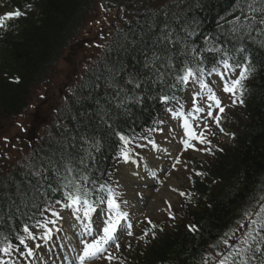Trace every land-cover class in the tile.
Listing matches in <instances>:
<instances>
[{
  "label": "trees",
  "instance_id": "obj_1",
  "mask_svg": "<svg viewBox=\"0 0 264 264\" xmlns=\"http://www.w3.org/2000/svg\"><path fill=\"white\" fill-rule=\"evenodd\" d=\"M235 1L175 0L159 11L142 13L117 32L111 52L106 54L109 59H102L98 67L88 71L80 86L71 92L61 110L62 120L53 126L34 154L32 165L48 171L36 177L31 175L29 163L20 166L8 188L10 195L0 192V227L5 228L8 218L21 220L27 212L28 199L32 209L37 201L34 197L46 194L49 184L56 185L54 169L63 172L66 161L70 160L78 177L87 175L88 186L94 185L99 192L100 184L107 185L105 175L110 172L111 158L123 142L120 134L127 137L144 129L159 112L160 97L175 94L179 85L170 86L176 83L184 62L196 63L191 50L202 55L200 67L207 68L226 58L223 48L245 41L256 74L244 82L243 120L235 130V147L219 152L207 174L208 182L202 178L194 182L200 209L191 211V225L198 230L194 232L183 225L179 231L162 232L146 250L130 252L129 261L203 264L205 256L214 255L217 249L213 245L264 196V26L258 23L262 19L258 14L257 22L247 31H233L234 26L249 23L243 17L220 25L218 20L226 13L224 6ZM95 2L7 0V7L26 15L17 19L20 29L13 26L10 35H5L11 45L4 50L5 64L0 66V114L16 115L25 107L30 87L49 78L51 69L79 32L85 12ZM29 4L31 9L26 7ZM191 22L195 24L190 25ZM184 25L195 34L196 29L202 31L194 43L189 41L191 37L182 36ZM165 36L170 38L164 39ZM209 48L213 51H207ZM154 56L160 59L145 67ZM169 61L174 67L169 66ZM130 78L134 79L133 84L127 83ZM135 82H140L141 87L135 88ZM126 96L131 99L126 101ZM137 97L141 98L139 102ZM6 225L9 229L8 221ZM255 255L257 258L249 264L264 260L261 253Z\"/></svg>",
  "mask_w": 264,
  "mask_h": 264
},
{
  "label": "snow or ice",
  "instance_id": "obj_2",
  "mask_svg": "<svg viewBox=\"0 0 264 264\" xmlns=\"http://www.w3.org/2000/svg\"><path fill=\"white\" fill-rule=\"evenodd\" d=\"M28 9H31L32 5L29 4L26 6ZM251 11L256 12L257 9L252 8L249 5ZM26 12L21 10H16L14 12L6 13L3 16H0V28L6 27V21L12 19H18L22 16H25ZM237 21L240 20L239 17L236 18ZM256 17L251 16L249 18V23L244 24L240 23L239 26H234V32L247 31L251 28L252 23H256ZM260 25H264V18L258 21ZM169 36H165L164 39H169ZM101 45H98L100 47ZM194 54V60L196 63L194 65H190L187 62H184L182 69L180 70L181 74H178L175 77L176 83L172 84L171 88H176L177 85H189V84H198L199 88L207 89L208 95L205 97L207 103L203 106L199 104V88H197L196 93L193 94V107L188 112L185 113L183 111L174 113L175 116L182 118L183 127L186 129V135L190 139L199 140L201 144L211 145L212 141L208 139L206 133H211V124L207 123V121L211 120L219 129V131L225 135H232L234 138V134L226 133L224 128L222 127L221 121L222 116L226 112V107L223 106V102L216 95V92L212 87L209 86L208 83H205L203 79H201V73L203 72V68L200 67V64L203 61L202 55L197 53L196 49L191 50ZM207 51H213V49L209 48ZM219 51V49H216ZM243 51V49H240ZM227 57V53L224 54ZM160 59L159 56H154L152 61L146 62L145 67L149 66V63H153ZM223 69L226 71L218 72V75L221 77V87L223 92L236 97L233 100V104L243 105V94L245 91V81L249 79L252 73L255 71V68L251 65L250 62H231V58L223 59L219 62ZM169 66L174 67L169 61ZM109 73L112 72L111 68H107ZM213 71H217L213 69ZM227 72L235 73L234 76L229 77ZM17 82L18 78H17ZM134 79H128V84H133ZM162 82V81H161ZM110 87H119L115 84H109ZM135 88H140V82H135ZM123 91V89H120ZM239 91V96L237 97V92ZM130 97H125V100H130ZM175 95H162L160 100L164 103H169L172 100H175ZM141 100L140 97L136 98V101L139 102ZM122 104L124 101L121 102ZM190 120L196 121H204L203 124H197L195 127L190 122ZM196 128H200L201 131L197 132ZM23 130V126H21ZM214 135V133H211ZM120 139L124 141L126 144L129 142L128 139L120 134ZM4 142L7 144L8 138L4 137ZM89 143V141H85ZM183 144L187 148H194V145L189 143L188 139L183 140ZM93 147L95 145H92ZM218 151H223L222 148H218ZM203 151L212 153L211 147H206ZM124 158L128 159V154L124 152ZM83 164V159L79 161ZM179 163V161H177ZM29 167L31 170V175L36 177H42V173L48 171V169H36L35 166L32 165L31 161H29ZM56 172V176L59 180V186L53 188L51 184L48 185L49 189L53 193L60 192L61 199L55 200L54 204L63 208L65 210H69L73 215L76 216V219H80V215L82 214L84 217H90L91 213L96 211V204L107 206V212L105 217H103L100 221V224L97 226V235L92 236V228L90 226H86V231L88 232V237H82L79 241L82 246L80 249V253L78 254V259L80 264H85L86 260H94L97 258H106L109 261H113L116 259L115 256L112 255L108 251V248L114 246L117 250L120 248V243L118 239V228L121 224L122 220L127 219L128 214L121 209V203H127V201L118 200L119 193L116 189L107 186L105 184L99 185V191L106 193L104 196H100L99 200L93 199V197L97 194V189L93 185L92 187L88 186L89 177L87 175L77 176V170L71 164L70 160L64 163L63 172L58 169H54ZM198 176H203L204 173H196ZM47 179V177H43ZM176 191V189H174ZM181 196H187L188 193L180 192ZM172 205L168 202V208L171 209ZM44 212L50 213V216L44 220L43 223L37 221V226L41 229H45L43 232L41 239H51L53 231L59 232L60 228H52L49 225H56L58 221L62 220L64 217L62 216L60 211L55 210L53 204H49ZM44 212L41 214L43 215ZM175 215H172V219H175ZM148 224L151 225V229H155L156 225L152 223L151 220L148 221ZM132 225L129 224L126 230V234L128 236H132L131 232ZM189 229L191 231H197L198 229L195 226L189 225ZM161 231L163 229H160ZM23 231L26 233L25 236H20L17 234V239L19 240L20 245H26L27 240L36 239L34 230L31 229L27 224L23 225ZM149 229H146L144 234L139 237V239L144 240L145 237L149 234ZM152 236L155 238V231H152ZM90 237V238H89ZM221 246L223 249L221 250ZM36 248L40 247V244L35 245ZM129 249L131 245H128ZM215 251L214 255L205 256L203 259V264H249L250 260H255L256 253H261L264 255V196L260 197L257 201V205L254 206V210L245 211L239 221H237V225L235 228L230 229L228 233L224 234V237L216 244L213 245ZM19 246L13 244V242L7 237L4 236L2 240H0V253L4 256L11 257L14 252H19ZM106 254V255H102ZM28 255H33V250L31 248L28 249ZM0 264H5V261L0 258ZM261 264H264V260H261Z\"/></svg>",
  "mask_w": 264,
  "mask_h": 264
},
{
  "label": "rangeland",
  "instance_id": "obj_3",
  "mask_svg": "<svg viewBox=\"0 0 264 264\" xmlns=\"http://www.w3.org/2000/svg\"><path fill=\"white\" fill-rule=\"evenodd\" d=\"M141 1L142 0H140L139 2ZM133 6H135L134 2H131L127 9V16L129 19L133 18ZM154 7H157V5L153 4L152 9ZM87 18H89V20L85 21V27L75 41L77 44L86 43L84 44L83 48H77L74 55L69 58V62L63 61L58 63L53 68L51 78L49 79V81H47L48 83L44 84L41 87H36L32 90L29 106L24 113H22L17 118L0 119V180L7 177L11 170H13V168H15L22 161V159H24L31 153L33 148L38 144L39 139L48 133V127L57 118V110L65 102L67 92L71 87L77 85V83L79 82L78 80L86 72L87 67L98 60L99 55L105 47L103 46L104 40L109 36L110 33L112 34L114 31L113 29L116 26L118 27L120 24H122V21L125 19L121 18L122 21L120 20L118 11H116V9L113 8V10H109L106 13L100 11L98 5H96V7L91 11ZM99 21L104 23V25L100 27V24L98 23ZM98 45L101 46L98 47ZM66 57L67 54L65 55V58ZM65 83H68L69 87L64 89L63 85ZM233 100L234 99H231V97L229 96L224 97V95L221 99V101H223V106L227 107L226 112L223 114L222 118L227 120V122L232 121V119L237 116V113L242 114L241 108H239L238 106L235 108V104L231 106ZM37 111H39L40 113V115H38L39 129L32 132L33 137H31L30 135H28V133L29 130H31L32 126L36 125L33 123V116L36 115ZM46 117L48 118L47 121L43 122ZM196 123L203 124L204 121H197ZM172 124L173 122L171 123V126ZM21 126H23V130L21 129ZM233 127V125H230L231 129H233ZM167 129L168 126L163 128L164 131H166ZM200 131L201 129L198 132ZM211 133H214V135H212ZM211 133H207L206 135L208 139L212 141V145L199 143L200 145L196 148L198 149L197 152L193 153L192 155L188 154L183 159V166H180V171L173 174L172 170V174L170 173L166 176L165 179L167 181L174 182V186L178 188L179 193L190 192V179L194 177V170L210 169L211 164L213 163V158H211L210 155H203L205 153L203 149L206 147H211L213 151L215 147H218L219 134L221 132L214 124L211 127ZM4 137L8 138L9 142L7 144H5L4 142ZM158 137L160 138L161 135H159ZM223 143L226 144V148L230 145H233V142L231 140H228V138H226ZM144 145L145 144L141 146ZM176 145L179 146V141L176 143ZM123 176L124 178L130 177L127 172ZM123 176H119V178L121 177L122 179ZM164 180H162L161 182H164ZM123 183L125 185V188L129 186L127 181ZM117 192L119 193L118 200H125L127 201V206H131L128 198H125V194L127 192H125L123 189H119V187L117 189ZM156 192L157 190H155L151 194L150 200L154 204L159 203V206L150 207L152 209H148L146 207V211H143L142 215H140L137 219V225L144 217L148 218L147 222L151 218L152 221L158 223L161 226H164L165 228H171L175 223H183L186 224L185 226L189 225L188 223L191 222V217L190 214L188 215V211H190V209L192 208V211L195 210L188 199V197L190 198V195L185 196L183 201V199L180 198L181 195L177 194L178 192L174 193L170 189L164 190V193L167 194L169 198V200H167L168 198H166V195ZM168 202H170L172 205L171 209H165L168 208ZM121 206H123L122 203ZM172 209L173 213H175L176 215V220H174L173 222L169 221L166 217V214H170L168 211H171ZM135 231L136 229L134 228V230L132 231V236H127L126 234H124L118 237L120 247L123 246V248L125 249L129 244L132 245L133 242L135 243L134 245L139 244V241L141 240L139 239V237H141L140 234L137 236V239H131L134 238ZM59 236H64V233H60ZM62 244H64L65 247L67 246V243L65 242H62ZM111 248H113V250L109 252L112 253V255L116 257V259L113 261H109L106 258H101L100 260H104L106 262L97 264L122 263L124 259L122 250H117L114 246H111Z\"/></svg>",
  "mask_w": 264,
  "mask_h": 264
},
{
  "label": "bare ground",
  "instance_id": "obj_4",
  "mask_svg": "<svg viewBox=\"0 0 264 264\" xmlns=\"http://www.w3.org/2000/svg\"><path fill=\"white\" fill-rule=\"evenodd\" d=\"M129 184H131V188H129V190H130L129 192H131V194L134 197V199L136 200V202L140 201V199L148 198L149 191H147L145 189H138V186H140L141 184L144 185V181H139V178H137L136 181L135 180H132V181L129 180ZM172 185H173V182H169L168 181V186L171 187ZM161 193L164 194V195H167V194L164 193V191H162ZM166 198H168V197H166ZM150 199L151 198H149V203L150 204L147 205L148 209L150 207H153V206H156V207L159 206V203H157V204L155 203L154 204L153 202H151Z\"/></svg>",
  "mask_w": 264,
  "mask_h": 264
}]
</instances>
